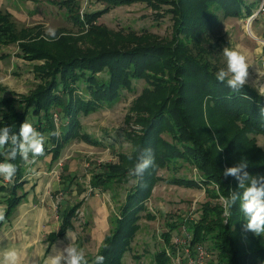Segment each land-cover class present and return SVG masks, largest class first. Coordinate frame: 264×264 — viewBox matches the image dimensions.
Here are the masks:
<instances>
[{"label": "trees", "instance_id": "1", "mask_svg": "<svg viewBox=\"0 0 264 264\" xmlns=\"http://www.w3.org/2000/svg\"><path fill=\"white\" fill-rule=\"evenodd\" d=\"M95 1L103 6L102 10L84 13L82 17L78 0L57 3L80 30L69 41L61 35L48 42L39 39L43 35L39 30L19 31L8 14L0 13V48L15 45V55L32 66L37 80L25 95L0 86V128L8 126L18 133L20 125L31 120L44 137V154L37 158L51 155L55 162L66 142L89 140L81 133L80 114L89 115L115 104L124 91L132 92L134 83L143 81L146 87L134 99L126 120L139 129L123 133L130 144L129 154L122 155L118 165L104 166L102 172L94 169L90 174V188L109 191L116 200L117 212L116 220L109 219L113 225L95 253L85 254L89 264H93L97 254L105 257L104 264H121L138 231L140 213L153 186L159 182L199 189L205 194V201L197 208L187 232L191 249L197 244L211 252L213 259L207 264H264V235L246 231L247 221L239 201L231 207L230 215L224 214V201L220 202L221 196L243 191L238 189L234 177L223 176L224 169L234 166L242 157L249 162L250 175H264V150L257 144V137L264 136V117L258 107L264 106V97L246 84L239 93H234L226 83L215 79V73L223 67L221 20L247 19L253 14L255 3ZM133 3L151 9L154 20L168 16L169 35L158 37L148 32L123 30L115 33L105 25L95 24L111 9ZM31 33L37 35L30 37ZM54 114L59 116V124L55 125ZM63 118L67 119L66 124L60 123ZM217 143L224 147L223 151L219 152ZM148 154L154 158V165L142 179L130 176L138 157ZM5 159L0 153V162ZM10 162L17 166V173L9 184L0 187L7 195L4 219L11 216L26 196L22 160L17 155ZM159 172L166 174L157 176ZM72 181L68 176L63 183L71 186ZM123 187L124 198L120 203L119 191ZM81 205L82 202L67 203L62 211H57L59 230L48 235L49 247L67 231L75 229L73 219ZM88 225L85 220L82 227ZM165 228L167 232L161 237L174 256L170 233L176 224L167 222ZM169 263L170 257L163 248L154 252L152 264Z\"/></svg>", "mask_w": 264, "mask_h": 264}, {"label": "rangeland", "instance_id": "2", "mask_svg": "<svg viewBox=\"0 0 264 264\" xmlns=\"http://www.w3.org/2000/svg\"><path fill=\"white\" fill-rule=\"evenodd\" d=\"M78 1L81 17L84 13L97 12L103 8L95 0ZM246 1L255 3L256 6L249 18L221 20L219 30L223 36V43L220 50L229 47L245 53L250 64L246 85L256 88L257 85L264 86V12H260L262 0ZM0 2L2 4L0 13L8 14L10 21L19 31L34 29V32L39 30L44 34L45 25H50L57 30L58 35L62 33L68 41L69 37L74 39L75 35L79 34L78 26L66 18L68 14L64 7L57 6L59 0H0ZM154 19L151 9L144 4L133 3L130 6L111 9L98 18L95 24L105 25L115 33L123 30L148 32L158 37L168 36L171 26L169 17H163L160 21ZM28 35L32 37L37 34ZM16 53L15 45L0 48V86L18 95H25L33 89L37 80L32 73V66L17 58ZM220 64L225 67L223 54ZM144 87L146 86L143 81L135 82L133 91H124L115 104L89 115H79L81 133L86 134L90 142L84 139L66 142L59 151L60 156L53 163L51 156L35 158V163L30 167L21 162L26 181L25 193L31 194L35 191L36 195L33 196L35 198L33 200L28 197L26 203L28 205L20 207V210L16 207L8 219L0 221V252L6 248H16L22 252L21 264H45L47 256L54 254L53 249H62L71 242L69 237L62 241H54L49 252L45 253V244H50L45 242L47 234L58 229L60 213L57 212V208L66 202L72 205L82 202L78 214L73 219L75 230L69 234H74L75 239L80 241L75 245L85 254L95 253L103 236L108 234L109 228L113 225L109 219L116 220L117 211L115 199L110 197L109 191L90 188V174L94 169L99 171L107 165H118L120 157L129 154L130 144L123 133L137 132L139 129L126 120L130 113L129 108ZM53 120L55 125L59 124L57 114L53 115ZM27 121L32 125L34 123L31 120ZM66 122L67 119L63 118L60 123ZM34 128L37 130L36 125ZM257 144L264 150V136L257 137ZM165 174L166 172H159L157 176ZM68 176L73 179L72 185L66 186L63 191L62 182ZM1 182L3 183L1 186H5L9 181L3 179ZM76 184L79 185L78 188L75 187ZM124 189L123 187L119 191L120 203L124 198ZM149 196L137 222L138 231L124 253L121 264H152L154 252L161 248L167 251L168 248L161 237L162 233L167 232L165 228L167 222L176 224V229L170 233V243L176 247L175 242L185 240L184 236L190 230L189 223L195 218L200 203L205 201L202 190L163 182L155 184ZM6 202V200L3 202L4 207H1L0 211L6 208ZM150 216L155 219H149ZM85 220L89 226L83 228ZM56 242L58 243L55 244ZM177 248L179 253L177 258L183 264H188L190 257L183 245ZM175 257L176 255L170 256L169 264H174L177 260ZM211 259H213L211 252L206 250L203 263L207 264Z\"/></svg>", "mask_w": 264, "mask_h": 264}, {"label": "clouds", "instance_id": "3", "mask_svg": "<svg viewBox=\"0 0 264 264\" xmlns=\"http://www.w3.org/2000/svg\"><path fill=\"white\" fill-rule=\"evenodd\" d=\"M61 35L63 34L58 35L54 27L45 25V32L39 39L52 42ZM222 54L225 67L215 73V79L226 83L234 93H239L247 83L250 66L248 57L244 52L229 47H225ZM256 91L258 96L264 97V86L257 85ZM258 107L259 114L264 117V106ZM215 145L219 152L223 151L221 144ZM0 153L6 156L5 161L0 162V177L10 182L17 173V166L10 161L19 155L24 164L30 167L35 163V158L44 154V137L27 120L20 125L18 133L11 127L4 126L0 128ZM153 165L152 155H140L134 168L130 170V176L142 179L144 173ZM248 167L247 158L242 157L234 166L224 169L223 176L234 177L238 181V189L243 191H233L230 196H221V200L224 201L225 215H230L231 207L239 201L240 210L247 221L246 231L261 236L264 235V175H250ZM3 219L4 215L0 212V221ZM67 236L71 242L62 249H53L54 254L47 256L45 264H89L84 251L75 245L74 234L67 233ZM21 258L22 252L16 248H6L0 252V264H21ZM104 259L103 255L97 254L93 264H104Z\"/></svg>", "mask_w": 264, "mask_h": 264}, {"label": "built area", "instance_id": "4", "mask_svg": "<svg viewBox=\"0 0 264 264\" xmlns=\"http://www.w3.org/2000/svg\"><path fill=\"white\" fill-rule=\"evenodd\" d=\"M260 6H261L260 12H264V0L261 1ZM184 237H185V240H182V242L179 243L177 241L174 243L176 245V247L174 246L175 252H176L175 259L177 258L178 254H179L177 247L179 245H183L185 252L188 253V257H190L189 261H188V259H186V263L188 261V264H204L203 261H204L205 255H206V251H205L204 247L196 244V246H194V248L191 249L190 234L187 232V234ZM166 253L169 255V257L171 256V254L169 253L168 250L166 251ZM184 263H185V261H184ZM174 264H183V263L177 258V260L174 262Z\"/></svg>", "mask_w": 264, "mask_h": 264}, {"label": "crops", "instance_id": "5", "mask_svg": "<svg viewBox=\"0 0 264 264\" xmlns=\"http://www.w3.org/2000/svg\"><path fill=\"white\" fill-rule=\"evenodd\" d=\"M2 6V4H1V2H0V7ZM3 47H5V48H7L8 46H3ZM49 156H51V155H49ZM47 157V156H46ZM51 158H52V156H51ZM50 158V159H51ZM51 161V160H50ZM52 163H53V161H52ZM49 164H50V162H49ZM96 170V169H95ZM2 178V177H1ZM63 183V182H62ZM1 184H2V182L0 181V187H1ZM7 184H9V183H7ZM63 185H64V189H63V191H65V187L67 186V184H66V182L65 183H63ZM6 186V185H5ZM78 184L75 186L76 188H78ZM28 195V196H27ZM36 195V192L34 191L33 193H31V194H26V200H24V199H22V203L21 204H19L18 206H17V208L20 210L21 208H22V206H24V205H28V204H26L27 202H28V197H30V199L31 200H33V196H35ZM7 195H6V190L5 191H0V209H1V207H4V203L3 202H5V200H4V198L6 197ZM35 199V198H34ZM70 204L69 202H66L65 204H62L58 209H57V211H62L64 208H65V205L66 204ZM21 207V208H20ZM61 208V209H60ZM16 209V208H15ZM3 211H5V208H4V210L2 209L0 212H2L3 213ZM16 212V211H15ZM15 212H14V214H15ZM16 215V214H15ZM59 223H58V225H57V227H58V229L57 230H55V231H52V232H54V233H56L58 230H59V225H60V214H59ZM108 223H109V221H108ZM109 225V224H108ZM89 226V225H88ZM2 230V229H1ZM4 230V229H3ZM75 230V229H74ZM74 230H70V231H67L66 232V234L64 235V237L63 238H60V239H57V240H55V241H62L63 239H66L68 236H67V233H70V232H72V231H74ZM109 230H110V228H109ZM52 232H49L48 234H47V236H46V238H45V242H47V238H48V235H50V234H52ZM106 235V234H105ZM104 235V236H105ZM104 236H103V238H104ZM103 238H102V240H103ZM101 240V243L103 242ZM77 238L75 239V244H77ZM49 243V242H48ZM58 242H56L55 244H57ZM100 243V244H101ZM100 244H99V246H100ZM41 245H43V243L41 244ZM46 245V247H45V253L47 252H49V250L51 249V247H49V244H45ZM98 246V247H99Z\"/></svg>", "mask_w": 264, "mask_h": 264}, {"label": "bare ground", "instance_id": "6", "mask_svg": "<svg viewBox=\"0 0 264 264\" xmlns=\"http://www.w3.org/2000/svg\"><path fill=\"white\" fill-rule=\"evenodd\" d=\"M253 36V35H252Z\"/></svg>", "mask_w": 264, "mask_h": 264}]
</instances>
